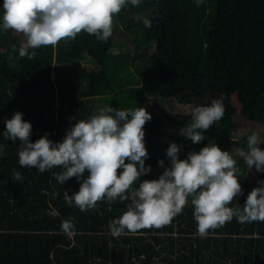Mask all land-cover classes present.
<instances>
[{
  "label": "trees",
  "instance_id": "1",
  "mask_svg": "<svg viewBox=\"0 0 264 264\" xmlns=\"http://www.w3.org/2000/svg\"><path fill=\"white\" fill-rule=\"evenodd\" d=\"M144 19L151 21V28H145ZM23 41L21 33L0 32V145L4 146L0 157V264H264V222L241 224L233 218L201 238L196 235L190 204L159 229L114 237L109 222L119 218L130 201H98L86 212L68 206L64 192H77L80 182L72 177L60 184L53 176L60 168L40 173L35 167L19 165L20 140L13 143L3 136L5 119L16 111L32 124V142L45 134L58 142L72 117L73 122L86 119L104 105L147 110L149 98H171L178 105L194 108L207 94L222 101L235 94L240 118L263 117L264 0H206L200 6L194 0H142L114 17L113 34L106 42L81 32L74 41L42 46L29 60L19 56ZM116 45L124 48L113 52ZM120 57L135 72L169 57L171 73L127 84L125 73L112 69ZM77 64L80 70L75 69ZM25 93H31L34 104L25 101ZM53 104H57L56 116L46 109ZM148 112L152 119L144 125L145 164L152 171L141 181L161 175L156 168L163 120H172L181 128L190 122L191 114ZM233 123L231 115L223 116L205 131L206 139L200 144L178 133L180 158L207 143H216L231 155ZM243 164L240 157L237 167L243 195L230 207L242 208L251 191ZM16 171L21 172V180L15 179ZM53 209L59 216L47 214ZM69 218L75 224L71 239L60 229L61 221Z\"/></svg>",
  "mask_w": 264,
  "mask_h": 264
},
{
  "label": "clouds",
  "instance_id": "2",
  "mask_svg": "<svg viewBox=\"0 0 264 264\" xmlns=\"http://www.w3.org/2000/svg\"><path fill=\"white\" fill-rule=\"evenodd\" d=\"M206 0H194L197 6ZM142 0H3L0 5V32L13 30L24 37L19 56L32 60L42 46H55L61 40H75L81 32L106 42L113 34L114 17ZM145 28L151 21L143 20ZM15 45L13 48L15 49ZM24 114L16 111L5 119L3 136L6 140H20L18 164L44 173L53 168L54 178L65 184L75 177L80 182L77 192H64L68 206L81 212L94 209L98 201L113 203L130 201L123 214L109 222L114 237L137 233L138 230L159 229L172 222L189 204L193 207L196 235L207 238L210 230L223 227L236 218L238 223L264 222V180L247 195L243 207H230L236 197L243 195L237 161L216 143H207L197 151L180 158L182 146L175 142L166 149L168 165L158 160L164 171L158 179L143 180L151 173L145 164L146 122L152 115L144 107H98L88 118H70L62 141H53L48 134L32 142V124ZM224 116L220 99L192 108L190 122L179 129V135L192 144L206 139L205 131ZM260 135L253 131L246 138L247 148L239 156L247 172L253 168L264 173V150ZM4 146L0 145V157ZM127 161V162H126ZM118 169L119 171L118 173ZM87 175L85 176V173ZM21 180V172L14 173ZM139 181L138 187H133ZM48 215L59 216L56 210ZM61 231L72 238L75 233L73 218L62 220Z\"/></svg>",
  "mask_w": 264,
  "mask_h": 264
},
{
  "label": "rangeland",
  "instance_id": "3",
  "mask_svg": "<svg viewBox=\"0 0 264 264\" xmlns=\"http://www.w3.org/2000/svg\"><path fill=\"white\" fill-rule=\"evenodd\" d=\"M18 33V32H15ZM120 47L124 48L122 45H116L113 47V52H116ZM154 49H152V52ZM126 53V50H124ZM127 57V55H125ZM126 58H118L115 63H113L112 69L116 72H124L125 78L124 82L127 84H132V80H138L141 83L145 79H149L155 77L157 75H166L171 73V69L169 66L170 58L165 57L160 60H156L153 66H150L146 69H137L140 72H135L136 70H132L128 67V62L125 61ZM125 62V63H124ZM80 65H75V69L80 70ZM48 95V93H47ZM23 98L29 104H34L35 99L31 95V93L23 94ZM212 99H218L213 94H207L203 100L200 102V105L207 104ZM96 102L99 103L98 97L95 98ZM221 100V99H220ZM222 101V100H221ZM224 106V116L231 115L233 117V127L230 132V140L232 145V153L231 156L237 161L240 159L239 152L243 150L242 146H244L245 150L247 148L246 138L251 132L255 131L260 135L262 141H264V116L251 115L249 119L243 120L240 118L238 112L240 110V104L235 94H231L227 100L222 101ZM102 104V103H100ZM56 105L53 104L51 106L47 105L46 109H52L51 113L53 116H56ZM146 108L148 111H160V112H172V113H182L188 114L191 112L192 107H185L178 105L174 99H166V98H149L147 100ZM96 109V108H95ZM180 126L177 123H174L172 120H163L162 122V131H161V155L160 159L165 160V166L168 165V160L165 155L166 149L169 144L172 142L177 143V137L179 133ZM260 148L264 150V143H261ZM157 172L161 173L164 171L157 164L156 168ZM243 170L245 172L246 179L250 185V190L254 187L258 186L259 180H264V173H257L253 168L251 171L247 172L246 165L243 164Z\"/></svg>",
  "mask_w": 264,
  "mask_h": 264
}]
</instances>
